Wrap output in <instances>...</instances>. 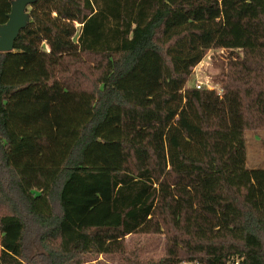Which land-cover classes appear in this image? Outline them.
<instances>
[{
    "label": "trees",
    "instance_id": "16d2710c",
    "mask_svg": "<svg viewBox=\"0 0 264 264\" xmlns=\"http://www.w3.org/2000/svg\"><path fill=\"white\" fill-rule=\"evenodd\" d=\"M27 12L0 53V264H27L30 235L47 264H81L161 233L151 264H264V207L245 201L246 136L264 132V0H38ZM212 49L233 56L223 79L188 86ZM83 57L92 90L64 77Z\"/></svg>",
    "mask_w": 264,
    "mask_h": 264
},
{
    "label": "rangeland",
    "instance_id": "374dc122",
    "mask_svg": "<svg viewBox=\"0 0 264 264\" xmlns=\"http://www.w3.org/2000/svg\"><path fill=\"white\" fill-rule=\"evenodd\" d=\"M239 52H237L238 54ZM233 56L222 49L207 51L202 61L193 68L188 86H210L216 89L220 79L228 69ZM95 60L81 58L70 66L66 79L75 80L82 88L93 89ZM216 85V86H215ZM253 134H247V173L245 177V201L252 208L264 207V132H259L253 140ZM259 140V142H258ZM258 170H261L259 172ZM258 171V172H257ZM8 210V207H4ZM165 234L132 235L125 238L123 250L112 256L85 255L81 264H151L165 255ZM24 257L27 264H47L43 248L38 238L30 235L26 238ZM180 264H190L181 262Z\"/></svg>",
    "mask_w": 264,
    "mask_h": 264
},
{
    "label": "water",
    "instance_id": "95a60500",
    "mask_svg": "<svg viewBox=\"0 0 264 264\" xmlns=\"http://www.w3.org/2000/svg\"><path fill=\"white\" fill-rule=\"evenodd\" d=\"M38 0H12L7 21L0 25V53L13 50L14 41L29 21L28 7Z\"/></svg>",
    "mask_w": 264,
    "mask_h": 264
},
{
    "label": "built area",
    "instance_id": "2783aa9c",
    "mask_svg": "<svg viewBox=\"0 0 264 264\" xmlns=\"http://www.w3.org/2000/svg\"><path fill=\"white\" fill-rule=\"evenodd\" d=\"M202 86H204V85H201V86H199V85H196V86H195V88H196V89H199V88H200V87H202ZM204 87H205V88H207V89H209V90H214V88H211V87H210V86H208V85H207V86H204ZM220 92H221V91H220V90H218V93H220Z\"/></svg>",
    "mask_w": 264,
    "mask_h": 264
},
{
    "label": "crops",
    "instance_id": "0c3cea01",
    "mask_svg": "<svg viewBox=\"0 0 264 264\" xmlns=\"http://www.w3.org/2000/svg\"><path fill=\"white\" fill-rule=\"evenodd\" d=\"M254 138L256 139V138H257V136H253V140H254Z\"/></svg>",
    "mask_w": 264,
    "mask_h": 264
}]
</instances>
